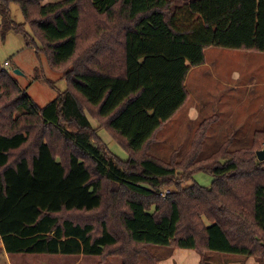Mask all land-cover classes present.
Returning <instances> with one entry per match:
<instances>
[{"label": "trees", "instance_id": "16d2710c", "mask_svg": "<svg viewBox=\"0 0 264 264\" xmlns=\"http://www.w3.org/2000/svg\"><path fill=\"white\" fill-rule=\"evenodd\" d=\"M11 2L24 23L11 18ZM172 2L0 0L1 34L26 37L67 84L39 107L0 64V237L9 255L139 264L140 255L153 263L149 246H161L192 249L199 264H264V160L256 157L264 124L250 146L223 143L201 159L213 120L205 118L182 159L149 153L186 103L187 73L205 62V48L264 53V0H192L176 10ZM200 171L209 186L195 181Z\"/></svg>", "mask_w": 264, "mask_h": 264}, {"label": "rangeland", "instance_id": "374dc122", "mask_svg": "<svg viewBox=\"0 0 264 264\" xmlns=\"http://www.w3.org/2000/svg\"><path fill=\"white\" fill-rule=\"evenodd\" d=\"M171 8L187 4L192 0H172ZM176 7V8H175ZM10 16L16 23H24V17L17 4L10 3ZM25 28L29 31V26ZM3 29V21L0 16V31ZM5 30V29H4ZM6 33V34H5ZM1 34L0 32V64L12 76L17 84L26 91L31 100L39 107L58 96L67 88L66 81L60 72L54 71L48 65L44 55L37 53L26 43V37L13 30H8ZM36 45L40 46V41L35 39ZM260 53V52H258ZM226 52H222L220 58L227 57ZM264 56V53L258 54ZM246 56V55H245ZM243 59V58H242ZM221 76H227L228 79L212 80L210 78H194L191 74L187 80V90L191 95H196L207 104L206 110L194 113L191 117L185 110L177 112L162 128L158 131L155 140L149 146V153L161 160H168L175 157L177 160L183 158V155L189 152L192 146V140L201 121L205 118H212L207 129L201 153L199 158L203 159L213 153L221 144L227 143L231 150L248 147L252 144L254 133L262 129L264 124V109L258 104H250L252 91H264V79L257 84H250V66L248 59L237 60L235 63L228 58L219 61ZM241 67V94H238V101L245 96L246 102L242 105H235L236 97L226 98L231 89L228 86L234 84L232 71ZM18 70V72H14ZM220 75V73L218 74ZM261 76V73L258 72ZM207 93V95H205ZM222 94V98L218 96ZM217 103H219L217 105ZM222 103V104H221ZM221 104V105H220ZM96 127L97 123L92 122ZM109 150L122 160L128 158L127 152L115 142L103 128H98ZM264 147V146H263ZM262 147V148H263ZM261 148V149H262ZM195 181L203 186H209L212 176L205 172H197L194 175ZM186 184H190L186 182ZM168 247H150L149 250L154 255V262L151 263L146 256H139V264H157V259L162 260L164 264H194L190 261V256L172 255L167 251ZM167 251V252H166ZM14 255V264H121L118 256H108L102 259L99 256L89 255H62V254H18ZM42 255V256H41ZM217 257V256H213ZM242 259L243 258H239ZM245 259V258H244ZM215 264H222V259H212Z\"/></svg>", "mask_w": 264, "mask_h": 264}, {"label": "crops", "instance_id": "0c3cea01", "mask_svg": "<svg viewBox=\"0 0 264 264\" xmlns=\"http://www.w3.org/2000/svg\"><path fill=\"white\" fill-rule=\"evenodd\" d=\"M222 52H226L227 54H229L227 55V57H223V58H228L230 60H233L235 63H237L238 59L241 61L243 59L249 60V63H251L250 72H249V76L251 78L250 84H257L260 82V80L264 79V56L260 57L262 55H258L261 53L249 52V51H244L240 49H228V48L210 46V47L205 48L204 50L205 62L203 64L191 67L189 72L187 73V76L185 79L186 89H187V80L191 74H193L194 78H199V77L201 78L203 76V78L204 77L210 78L212 80H218V79L220 80V78L221 79L229 78L227 76L222 77L220 70L219 69L217 70V67L219 66L218 59L220 62H221V59H223V58H220ZM240 71H241V67H239V70L235 68L232 71L234 74H232L231 76H233L232 79L234 80V84L232 86H228L231 89V91H229L228 94L226 95V98H231L235 96L236 100L234 101V103L237 106L242 105L246 102L245 96H242L239 101L237 99L238 94H241V93H238L240 92L239 90L241 88V72ZM258 72L261 73V76L258 75ZM219 73L220 75H218ZM187 92L189 95L188 99L186 103L177 112H180L181 110H185L186 113L189 115V117H191L194 113L205 111L206 110L205 105L207 103L204 102L201 98H199L197 94L191 95V93L188 90ZM205 95H207V93H205ZM218 98L219 99L222 98V94H220ZM249 103L250 104L256 103L259 106L263 107L264 109V91L259 92L253 89L252 96H251ZM218 104L219 103H217V105ZM177 112L174 115H176ZM167 251H170L169 254L177 255V256L183 255L186 253L185 256H190L189 258L190 261H192L194 264H199L200 255L192 249L169 248ZM0 264H14V258H12V256L9 255L5 251L1 237H0ZM73 264H77V263L74 262ZM157 264H164V263L162 262V260L158 258ZM225 264H258V262L253 257H248L243 260L236 258L235 260L230 261Z\"/></svg>", "mask_w": 264, "mask_h": 264}, {"label": "water", "instance_id": "95a60500", "mask_svg": "<svg viewBox=\"0 0 264 264\" xmlns=\"http://www.w3.org/2000/svg\"><path fill=\"white\" fill-rule=\"evenodd\" d=\"M14 72H18L19 73V71L18 70H15ZM256 157H257V159L258 160H264V147L262 148V149H258V150H256Z\"/></svg>", "mask_w": 264, "mask_h": 264}, {"label": "built area", "instance_id": "2783aa9c", "mask_svg": "<svg viewBox=\"0 0 264 264\" xmlns=\"http://www.w3.org/2000/svg\"><path fill=\"white\" fill-rule=\"evenodd\" d=\"M6 65H8V63L4 62V65H2V67L4 68V66H6ZM170 191H171L170 188H164V189H162L161 193H162V195H165L166 193H168Z\"/></svg>", "mask_w": 264, "mask_h": 264}]
</instances>
